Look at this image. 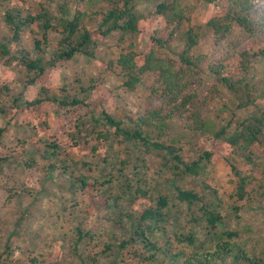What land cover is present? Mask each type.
<instances>
[{
	"label": "trees",
	"instance_id": "1",
	"mask_svg": "<svg viewBox=\"0 0 264 264\" xmlns=\"http://www.w3.org/2000/svg\"><path fill=\"white\" fill-rule=\"evenodd\" d=\"M13 1L0 0L11 33L0 41V68H23L25 83L42 85L45 96L10 103L11 87L0 84V115L40 130L30 152L24 145H4L6 129L0 128V178L19 159L33 161L35 151L50 162L53 173L72 170L69 195L81 196L87 210L105 214L106 224L96 232L73 228L61 217L50 220V228L63 233L77 264H264V252H252L245 243L248 229L221 228L226 220L239 219L245 204H264V94L251 82L255 64L264 55L257 46L264 37V0H200L221 5L204 25L189 14L184 0H163L155 15L165 24L150 34L142 50L139 38L152 19L136 9L135 0H88L87 7L78 5L73 16L61 18L49 11L52 0H42L41 10L26 16L10 8ZM104 3L111 4L106 11L93 10ZM67 7L69 3L61 6L63 13ZM93 16L102 20L97 31L85 25ZM27 27L37 29L32 30L37 35L33 50L22 38ZM49 31L61 34L58 44L50 42ZM203 31L214 40L209 53L195 51ZM117 32L121 37L107 68L130 92L153 76L152 95L161 98V104L141 114L116 116L102 103L101 114L92 117L94 125L73 124L60 116L56 131L47 119L52 116L47 103L84 105L87 95L102 85L92 81L80 87L84 98L65 90L68 95L59 99L46 89L51 70L77 55L93 58L99 40ZM174 45L181 46L176 56L161 54L160 49ZM205 76L215 80L214 93L222 94L220 86L233 95L245 117L235 121L233 115L224 125L209 116L210 100H200L195 91ZM103 90V99L110 100L111 92ZM207 137L215 141L212 150L200 144ZM136 152L140 166L132 169ZM198 152L202 155L196 156ZM91 154L101 161L100 169L87 161ZM155 158L158 169L152 168ZM200 176L205 183L198 188L191 178ZM174 219H186L190 225L172 229ZM1 250L0 245V264H50L46 250L20 261H13L9 246Z\"/></svg>",
	"mask_w": 264,
	"mask_h": 264
},
{
	"label": "rangeland",
	"instance_id": "2",
	"mask_svg": "<svg viewBox=\"0 0 264 264\" xmlns=\"http://www.w3.org/2000/svg\"><path fill=\"white\" fill-rule=\"evenodd\" d=\"M188 5L189 14L204 25L217 12L221 10V5H211L200 2V0H184ZM42 0H14L10 8L16 7L24 12V15L36 14L41 10ZM163 0H135L132 4L136 9L149 16L152 19L144 33L140 35V49H145L149 44L150 34L162 26L164 20L162 17L155 15L156 7ZM69 3V7L63 13L61 6ZM88 0H52L49 3V11L61 18L64 15L73 16L78 9V5L87 7ZM111 6L110 3H104L94 6V11H106ZM92 14V13H91ZM92 16V15H91ZM101 18L93 16V19H86L85 25L97 31L100 28ZM32 30L36 28H25L22 38L30 50L34 47V38L37 36ZM10 31L5 22L4 10L0 11V41L3 37H10ZM61 34L56 31H49L50 42L54 45L58 44ZM120 33H114L107 38L99 40V48L93 58L85 55H77L73 60L57 66L50 72L51 82L47 86V91L55 93L59 99L64 98L68 94L84 98L86 94L81 92V86L92 85V81L100 83V91H93L91 95H87L84 105L75 107H59L55 103H47L51 117L48 121L53 123V128L57 131L59 128L58 118L74 123L88 122L92 125V117H98L102 112L101 104L104 103L107 109L116 116H128L134 113H144L148 108L157 107L161 104V98L152 95V86L155 84L153 76L144 78L143 83L134 92H130L123 86V80L114 71L107 68L110 55L113 48L116 47ZM257 46L264 50V37L258 38ZM246 43L242 48L246 47ZM214 48V40L211 34L203 31V39L195 48L196 52L209 53ZM180 45L169 46L160 49L163 56H176L180 51ZM251 82L255 84L261 94H264V55L255 64L252 73ZM8 83L12 91L9 100L10 103L14 98L20 100H34L45 96L43 87L40 84L28 85L25 83V72L18 65L0 68V84ZM196 92L200 100L207 98L211 102L210 108L207 110L209 116L224 125L234 117L237 121L240 117H245L244 112L237 110V101L233 95L226 92L222 87H218L222 94L214 93L216 82L212 77L205 76L203 83L195 84ZM103 89L111 92L110 100H104L102 97ZM68 91V94L64 91ZM54 95H49L52 97ZM260 103L264 104V96L260 99ZM17 117L12 121L9 117L0 115V128H5V136L2 139L4 145L13 149L25 146L30 152L34 150L33 139H40V130L34 131L30 127L22 124ZM23 142H25L23 144ZM200 144L206 149L212 150L215 141L212 138H203ZM34 155L33 161L28 159H19V163L14 164L6 170V174L0 178V245L1 252L9 246L13 252V261L26 260L38 252L46 250L48 252L45 258L50 264H70L76 263L77 258L71 253L70 245L66 244L63 239V233L55 228H50V220L61 217L68 225L73 228H82L84 230L99 231L105 227V214L99 216L96 212L85 208L84 200L69 195L68 189L72 170H59L53 173L49 169V161L46 160L41 153L36 151L31 153ZM138 152L133 156L131 168L140 164L136 160ZM202 154H196L201 156ZM87 161L93 167H102L98 157L90 155ZM33 163V164H32ZM159 162L155 158V165L152 167L158 169ZM28 165H33L30 167ZM142 168V167H141ZM131 169V170H132ZM142 171H144L142 169ZM206 176V175H205ZM205 176L191 178L198 188L205 183ZM145 179V178H143ZM149 183V182H148ZM151 183V181H150ZM161 184L164 186L166 181L161 178ZM143 186L144 183L142 184ZM151 185V184H149ZM6 187L13 192H9ZM80 205L76 208V206ZM77 214H74L75 211ZM20 221V225L17 222ZM172 229H182L183 225H190L186 219L180 221L173 220ZM198 231L202 234L206 231L204 227L196 225ZM221 228L240 229L248 233L245 236V243L252 252H264V204L259 203L245 204L239 219L226 220ZM62 248V250L60 249ZM61 250V251H60ZM76 261V262H75ZM79 264V262H78Z\"/></svg>",
	"mask_w": 264,
	"mask_h": 264
}]
</instances>
